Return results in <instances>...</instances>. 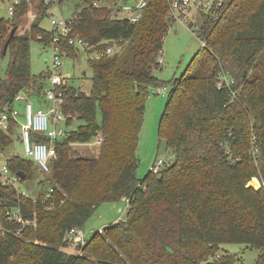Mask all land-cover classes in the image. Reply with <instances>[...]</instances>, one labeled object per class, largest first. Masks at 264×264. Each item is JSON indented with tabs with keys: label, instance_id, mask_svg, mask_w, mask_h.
Masks as SVG:
<instances>
[{
	"label": "trees",
	"instance_id": "1",
	"mask_svg": "<svg viewBox=\"0 0 264 264\" xmlns=\"http://www.w3.org/2000/svg\"><path fill=\"white\" fill-rule=\"evenodd\" d=\"M171 1L146 0L132 22L116 16L112 6H95L96 0H90L69 19V36H79L88 43V52L98 53L88 58L92 88L86 94L68 84L62 87L64 110L81 122L57 144L47 176L50 199L43 201L48 190L33 201L0 182L1 228L21 229L20 236L7 232L0 237V264H87L81 255H65L60 247L67 242L82 248L95 241L91 247L97 264H198L226 243L264 250V0H223L218 21L200 12L197 36L206 44L187 73L168 81V87L151 71L159 64L163 38L173 22ZM26 3L15 7L11 19L21 22ZM52 3L38 10L31 34L16 32L19 23L11 24L16 31L0 78L6 79L0 85V107L34 84L40 93L44 81L31 75L29 42L51 43L53 32L41 29L38 21ZM7 38L0 37V59ZM60 44L64 55H76L77 46L63 39ZM110 45L114 48L107 53ZM162 86L168 103L158 137L172 159L157 173L138 178L136 149L145 100L149 88ZM16 125L12 120L10 132ZM98 136L97 157L69 155L72 144ZM10 137L0 134L1 150ZM43 139L34 135L35 141ZM5 163L13 173L23 171L25 179L36 169L33 161L17 154ZM252 177L262 183L260 188ZM124 198V221L95 231L83 246L66 240V231L82 228L95 207ZM17 205L30 224L9 220V209ZM257 264H264V258Z\"/></svg>",
	"mask_w": 264,
	"mask_h": 264
},
{
	"label": "rangeland",
	"instance_id": "2",
	"mask_svg": "<svg viewBox=\"0 0 264 264\" xmlns=\"http://www.w3.org/2000/svg\"><path fill=\"white\" fill-rule=\"evenodd\" d=\"M88 2H90V0H57L53 2L50 6L46 7L47 15L39 19V27L45 31L51 32L56 20L71 19V17L87 5ZM96 2L102 6H112L117 14L116 16L119 18H128L139 12V9L135 8L137 4H139V0H96ZM42 3L41 0H27L26 8L20 16L21 22H18V19H11V16H9L7 10L9 5L8 2L0 3V26L3 27V29H0V37L5 40L12 29L11 24L17 22L19 23V29L16 32H30L31 24L35 22L38 10L45 4ZM222 9H224V7H222ZM194 12V7L188 11L189 18L187 16L184 18L186 23L181 22L179 19L171 22L168 31L163 38L162 51L159 55L161 61L156 68H152V74L158 80L165 82L164 85L168 87V81L174 78H180L187 71L186 69L188 68V65H193L194 60L192 59L202 47L200 39L193 32L194 29L188 26V19L191 18V15L194 14ZM218 12L219 10L216 11L213 16L217 19L216 21L222 17ZM34 35L37 38H40L39 34L35 33ZM110 46L114 48L113 45ZM29 48L31 75H36V81L43 82L48 75L49 69L52 68L53 49L50 46H44L39 41L35 40H30ZM76 50L75 56L63 55L60 58V72L61 75L65 76L68 86L89 94L92 88L93 71L89 66L88 58H95L98 56V53L88 52V50L79 46L76 47ZM8 62L9 56L6 54L2 58L0 65V78L5 76ZM40 73H43V76H39ZM32 86L33 93L31 94V101L34 107L40 106L45 110L48 109V101H46V98L42 93H45L46 90L50 88V84L47 83L39 88L40 94L37 93L38 86L36 84ZM167 103L168 91L166 88L163 91H161L160 88H149V94L145 100L143 121L138 134L136 149V157L138 159V178H143L158 158L163 159L164 166L172 159V154H170L169 149L166 148L164 140H159L158 137L160 119ZM14 106L19 112L23 111V101L14 102ZM80 122V120L74 119L69 128L76 127ZM19 134L20 129L16 126L10 137L11 142L2 150L0 149V167L5 163V160L9 155L17 154L21 157H26L23 147L19 142ZM245 136L247 138L251 137L249 133ZM95 141L96 139L94 137L85 144H72L69 147V155L72 157H97L99 154V146L96 145ZM254 164L257 163L254 162ZM47 176L48 174L45 175L38 169H35L29 177L16 182L15 186L19 191L25 192L31 200L35 201L41 193H44L50 187V179H48ZM253 179L257 180L258 188H260L262 183L256 177H252L250 181ZM255 180L253 181V184L257 186ZM250 181L248 182V185H250ZM255 186L253 187L258 189ZM50 209L52 210V208ZM127 215L128 204L124 199L115 202L101 203L93 209L90 217L81 228L84 237L87 240L80 244L82 246L85 245L95 231L103 229L117 221H124L127 218ZM34 223L35 222L33 221V224ZM47 229L50 232L52 230V224H47ZM51 233L53 232L51 231L48 234ZM99 236H103V233ZM93 243L79 248L73 243L67 242V245L60 247V249L63 250L66 256L81 255L85 257L87 264H97L95 258L96 254L91 247H94ZM107 243L109 242L107 241ZM226 256L227 258H230L227 262L215 263L216 260L224 259ZM263 258L264 250L249 248L245 244L226 243L220 245L219 251L214 256H210L206 262V257H203L198 261V264H257V262Z\"/></svg>",
	"mask_w": 264,
	"mask_h": 264
},
{
	"label": "built area",
	"instance_id": "3",
	"mask_svg": "<svg viewBox=\"0 0 264 264\" xmlns=\"http://www.w3.org/2000/svg\"><path fill=\"white\" fill-rule=\"evenodd\" d=\"M55 1L57 0H44V3L48 4ZM3 2L9 3L7 10L9 16H12L15 7L19 5L22 0H0V3ZM145 3L146 0H139V4L135 7L136 9H139V12L127 19L132 22L137 21ZM93 4L95 6L99 5L97 2H94ZM222 5L223 0H172L170 3V15L172 21L179 19L181 22L186 23L184 18H186V16L189 18L188 11L194 7L195 12L191 15V18L188 19V26L194 29L193 32L197 36L200 12L214 16L216 11H218ZM68 21L69 20L64 19L56 20L52 30L53 35L51 43L49 44L53 49L52 68L49 69L48 75L42 84V86L47 83L50 84V88H48L45 93H42L46 98V101H48L49 108L45 110L40 106L34 107L30 99L33 92V89L31 88L21 89L16 93L11 102H6L0 107V134H8L11 136L14 131L10 132L11 121H15L17 124L16 126L20 129L19 140L26 158L33 161L36 169L45 175L50 174L51 163L57 157V144L62 142V140L68 135L71 122H73L74 119H77V114L66 112L64 110L65 100L62 87L67 84V80L60 72V58L65 54L60 41L63 39L68 45H75L81 48L88 47V43L79 36H69L71 28L68 25ZM200 41L202 46H205V40L200 39ZM112 50L113 48L111 46L106 48L107 53H111ZM160 61L161 59L159 57L158 62ZM222 78L228 83L229 79L227 77L223 76ZM159 88L161 91L165 90V88L167 89L165 86ZM16 101H23L22 112H19L18 109L15 108L14 102ZM34 135L41 136L44 139L35 141ZM95 139L96 145H99L101 137L98 136ZM163 165V159L158 158L149 171L157 173ZM18 181H20V178L8 168L6 163H4L0 167V182L5 186L13 187L18 196H26L25 192L19 191L15 186ZM52 191L53 189L49 188L48 191L45 192L43 201L50 199ZM124 200L128 204V198H124ZM8 218L9 220L16 221L23 226L31 223L29 220L23 218L18 205L9 209ZM98 231L101 232L102 229H99ZM7 232L16 236L21 235V229L12 231L10 229L1 228L0 237ZM65 238L74 243H84L85 240H87L84 237L82 229L79 227H72L67 230Z\"/></svg>",
	"mask_w": 264,
	"mask_h": 264
},
{
	"label": "water",
	"instance_id": "4",
	"mask_svg": "<svg viewBox=\"0 0 264 264\" xmlns=\"http://www.w3.org/2000/svg\"><path fill=\"white\" fill-rule=\"evenodd\" d=\"M16 31V27H13L10 32H9V36L3 46V50H2V56L4 57L6 54H7V48H8V45H9V42L11 40V38L13 37L14 33ZM1 61H2V58L0 59V65H1ZM5 82H6V79H2L0 80V85H2L3 87L5 86ZM154 93V92H153ZM16 175L21 179H25L26 175L23 171H18L16 172Z\"/></svg>",
	"mask_w": 264,
	"mask_h": 264
},
{
	"label": "crops",
	"instance_id": "5",
	"mask_svg": "<svg viewBox=\"0 0 264 264\" xmlns=\"http://www.w3.org/2000/svg\"><path fill=\"white\" fill-rule=\"evenodd\" d=\"M36 92V91H35ZM33 93V92H32ZM31 97H32V95L30 96V99H31ZM19 142H20V140H19Z\"/></svg>",
	"mask_w": 264,
	"mask_h": 264
}]
</instances>
